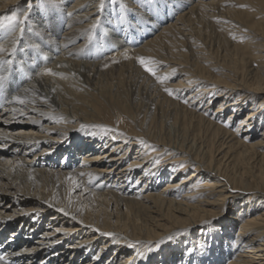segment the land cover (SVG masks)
I'll return each instance as SVG.
<instances>
[{
    "label": "bare ground",
    "instance_id": "bare-ground-1",
    "mask_svg": "<svg viewBox=\"0 0 264 264\" xmlns=\"http://www.w3.org/2000/svg\"><path fill=\"white\" fill-rule=\"evenodd\" d=\"M13 13L22 23L0 29V60H13L0 65V254L264 264V0H0V17ZM141 55L176 77L161 85ZM13 92L25 102L5 101Z\"/></svg>",
    "mask_w": 264,
    "mask_h": 264
},
{
    "label": "snow or ice",
    "instance_id": "snow-or-ice-1",
    "mask_svg": "<svg viewBox=\"0 0 264 264\" xmlns=\"http://www.w3.org/2000/svg\"><path fill=\"white\" fill-rule=\"evenodd\" d=\"M47 2V0H41V6H43L45 3ZM103 6H104V0H100V8L101 11L103 10ZM29 8L32 7L31 4L28 5ZM68 15H71V13H68ZM27 19V17L25 16V20ZM18 23H22V21H20L17 17V15L15 13L11 14V15H6V16H2L0 17V29H10L12 28V26L18 24ZM100 19H97L96 23L92 25V29L91 31L93 33H95L96 29L100 26ZM21 33H23V28L21 27L20 29ZM93 37L89 36V40H91ZM235 38V37H234ZM18 42L13 46V48L11 49V52L9 53V56H13L16 53L17 47H18ZM6 51L2 46H0V52H4ZM138 63L140 66H142V69L144 70V72H146L147 74H150L151 77H153L155 79V81L159 82L161 85H164L167 81H169L170 79L176 77L177 75V69L176 68H172L170 72H165L163 74H158V70L160 69V67L162 66L161 62L159 61H155L151 58H147L143 55L136 57ZM13 60L12 59H7V60H0V65L3 64H12ZM108 65H105V67H107ZM21 71H23V67L21 64ZM48 73H52L51 69H47ZM4 87V77L0 76V90H2ZM163 91L165 93H167L168 95H173L174 94V89L169 88V87H164ZM16 102L23 104L25 101L22 97L20 96H16L15 97ZM185 103H188L187 99H185L184 101ZM33 123H36V121H33ZM80 130L81 131H85V130H90L91 133L93 135L96 134L95 130H99L102 132H109V131H114L113 129L108 128L105 125H87V124H81L80 126ZM139 143L141 145L145 144L146 141H144L143 139L139 140ZM156 163H159V160H156ZM69 181H71L73 188L72 191H75L76 187H78V182L71 176L68 177ZM137 183H139V181H137ZM85 192L88 191V189H84ZM60 212L65 213L66 210L65 208H60L59 209ZM68 214V213H66ZM74 218V217H73ZM11 219V218H10ZM96 231H99V229H96ZM103 235H107L110 237L115 236L114 233H102ZM173 239V236H168L167 240L171 241ZM139 243V242H136ZM165 243V240H160L158 242H156L155 247L158 249L161 245H163ZM130 247H135V244H130ZM153 249L151 246H149L148 251L151 252ZM0 264H11V261H9L7 259V254H0Z\"/></svg>",
    "mask_w": 264,
    "mask_h": 264
},
{
    "label": "rangeland",
    "instance_id": "rangeland-1",
    "mask_svg": "<svg viewBox=\"0 0 264 264\" xmlns=\"http://www.w3.org/2000/svg\"><path fill=\"white\" fill-rule=\"evenodd\" d=\"M27 5V4H26ZM162 21V20H161ZM161 23H166V21H163V22H161ZM63 25H65V23H63ZM43 42H45V41H43ZM46 43V42H45ZM42 44V43H41ZM43 45V44H42ZM44 47H45V45H43ZM36 51V50H35ZM35 51H33V52H35ZM39 52V54H41L42 56H44L45 55V57L48 59L47 61L49 62L51 59H50V57H48V55H46L45 53H43L42 52V50L40 51V50H38L37 49V51L35 52L36 54ZM52 52V51H51ZM54 54H57V52L55 51L54 52ZM28 56H31V53H29L28 54ZM26 59H29V57H26ZM48 62H46V63H48ZM51 63V62H50ZM65 66L67 67V64H66V62H65ZM68 68H70V69H72L69 65H68ZM70 71H72V70H70ZM73 72V74L77 77V79H78V76H80V75H78V73H76V72H74V71H72ZM33 74H35L34 72H30V77L27 79L28 80V83H31L33 80H32V75ZM2 76V75H1ZM26 80V81H27ZM110 82H111V79L109 78L108 79ZM108 80H105V81H108ZM82 82H83V80H81ZM110 82H105V83H107V84H105V86L107 87V89H108V87L110 86ZM108 90H111V92H112V90H114V86L113 87H111L110 89H108ZM1 91V90H0ZM15 93H17V92H13V94H10V96L8 95L4 100L5 101H7V99H8V102L10 103V101H12L13 99H14V97H15ZM9 99H10V101H9ZM29 105L31 106V107H33V108H36V109H43L45 106H41V105H35V104H31V103H29ZM214 107V109H216V107H217V104H215V106H213ZM30 117L31 116H33V115H29ZM30 117H26L27 119L26 120H31L30 119ZM110 117H112V116H106V118H110ZM25 120V119H24ZM111 122H113V124H117L116 126H118V127H122V126H125L126 128H129V127H131V125L129 124V122H128V120H127V118H126V116H125V114L124 113H122V112H120V113H118L117 111H115L114 112V114H113V118H112V121ZM81 124L82 123H80V125L79 126H77V128H75V130H79V131H81L80 130V126H81ZM234 127L236 126V123L233 125ZM233 128V127H232ZM78 131V132H79ZM165 182H162V184L160 185V187H162L163 186V184H164ZM148 248L149 247H147L146 249H145V251H148ZM156 248V247H155ZM138 250H139V248H137V250H134L135 251V255H137V254H140L141 255V253L143 252H138ZM159 248L157 249V251H156V254L157 253H159ZM144 251V252H145ZM151 254V253H150ZM109 255H111L110 253H109ZM80 258V257H79ZM80 264H82V263H80Z\"/></svg>",
    "mask_w": 264,
    "mask_h": 264
}]
</instances>
